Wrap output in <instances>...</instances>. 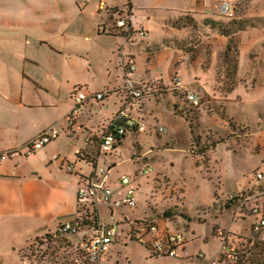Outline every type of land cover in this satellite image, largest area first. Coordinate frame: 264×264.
Masks as SVG:
<instances>
[{
    "label": "rangeland",
    "instance_id": "374dc122",
    "mask_svg": "<svg viewBox=\"0 0 264 264\" xmlns=\"http://www.w3.org/2000/svg\"><path fill=\"white\" fill-rule=\"evenodd\" d=\"M52 1L56 9L65 3ZM70 1L72 11H96L100 21L110 17L97 0ZM224 1L234 8L233 20L219 16ZM130 2L149 33L146 39L134 38L127 55L136 65L130 78L150 90L141 114L147 131L127 136L110 155L102 156L101 165L113 168V187L122 176L130 177L137 208L123 211L131 221H139L131 225L115 209L118 236L103 264H225L218 259L224 238L214 231L220 229L235 244L239 237L250 236L254 221L225 200L258 185L259 173L264 178V0ZM126 3L115 0L112 5ZM235 21L244 23L243 30L234 28L226 36ZM112 37L105 38L108 46L125 43L121 36ZM124 85L123 73L121 88ZM190 92L200 98L195 109L187 102ZM116 98H108L115 114L121 106ZM160 126L166 128L164 134L157 133ZM77 129L64 126L61 141L90 136L87 129ZM63 158L60 162L65 163ZM74 162L87 169L78 159ZM144 167L151 169L148 175L142 174ZM99 212L103 223L110 222L109 208L100 205ZM145 220L159 222L158 237L166 227L183 232L186 242L178 257H152L145 245L129 237L130 228ZM79 240L49 234L22 254L30 264H71Z\"/></svg>",
    "mask_w": 264,
    "mask_h": 264
},
{
    "label": "crops",
    "instance_id": "0c3cea01",
    "mask_svg": "<svg viewBox=\"0 0 264 264\" xmlns=\"http://www.w3.org/2000/svg\"><path fill=\"white\" fill-rule=\"evenodd\" d=\"M63 2L56 9L52 0H0V264H24L22 253L34 241L75 220L79 176L64 165L82 152L98 155L101 133L115 115L108 98L123 100L121 61L130 57L128 46L134 43L108 46L105 38L118 37L102 30L110 17L100 21L96 11H72L71 1ZM79 90L110 94L88 101L71 128L87 129L89 137L80 141L77 129L79 141H61ZM52 127L60 138L26 154V145ZM16 149L23 154L7 157ZM76 167L88 175L82 165ZM165 233L174 232L166 227Z\"/></svg>",
    "mask_w": 264,
    "mask_h": 264
},
{
    "label": "built area",
    "instance_id": "2783aa9c",
    "mask_svg": "<svg viewBox=\"0 0 264 264\" xmlns=\"http://www.w3.org/2000/svg\"><path fill=\"white\" fill-rule=\"evenodd\" d=\"M113 1L97 0L100 10L106 11L111 18V24L103 26L102 30L108 34L123 37L125 39L123 48L134 42V38L146 39L149 33L144 26L138 23L130 0H127V3L123 6L112 5ZM219 14L227 18H233L235 15L234 8L228 1H224L219 7ZM121 69L125 74V85L122 90L123 100L119 111L101 133L100 141L97 143L98 155L92 157L87 152L77 155L78 161L90 165L92 170L88 175H84L78 171L75 163L64 165L68 173L78 174L79 176L76 218L73 222L63 223L57 229L60 234L80 238L77 244L78 256L71 264H100L103 258L109 254L114 239L118 236L119 224L115 219V209L120 210L126 222L128 218L123 210L128 209L133 213L137 208L136 190L131 187L130 177L122 176L117 180L118 186L113 187L111 184V170L113 168H106L101 165L102 156L112 153L117 143L124 140V137L147 131L145 123L138 116H141L144 111L150 90L143 85L135 84L130 78V75L136 72L133 58L121 61ZM176 87H179V83ZM109 94V92H103L91 95L81 90L77 91L74 96V106L65 117L67 129L71 131V128L75 126L77 117L82 114L88 101H101ZM186 98L192 107L197 108L200 106V98L196 93H187ZM51 132H53V135H51ZM165 132V127L160 126L157 128V133L164 134ZM58 133V130L54 127L48 129L26 145V154L45 148L58 137ZM22 154L21 150L16 149L8 152L7 157H16ZM0 159H2V156H0ZM150 171L149 167H144L142 174L148 175ZM257 179L264 180L261 173L257 175ZM117 193L119 194L118 197ZM227 199L239 214L244 217L252 215L251 218L254 221L250 236L248 238L239 237L241 240L235 244L234 242L230 243L226 238V234L220 229L215 230V236L224 238L218 258L219 263L241 264L249 258H264V249L258 250L256 248L259 236L264 230V207L240 201L235 195L228 196ZM100 205L109 208L110 222L103 223L101 220ZM158 229L156 221L145 220L139 222L133 229L130 228L129 232L131 233L128 235L145 245L154 257H178L180 249L183 248L186 242L183 232L177 231L168 235L165 233L162 237H158ZM142 230L146 233H143ZM147 234L155 236L146 239ZM24 264H30V262L25 259Z\"/></svg>",
    "mask_w": 264,
    "mask_h": 264
},
{
    "label": "trees",
    "instance_id": "16d2710c",
    "mask_svg": "<svg viewBox=\"0 0 264 264\" xmlns=\"http://www.w3.org/2000/svg\"><path fill=\"white\" fill-rule=\"evenodd\" d=\"M219 16L223 17L225 19H228V20H233L234 19V17L233 18H227V17L221 16V15H219ZM243 25H244V23L241 22V21L240 22L239 21L233 22L231 24V26H230V29H229L230 31H228V32L225 31V35L226 36H230V32L234 28H236V30H238V31L239 30H243ZM192 108H194V107H192ZM192 125H193V123L190 122L191 131L194 134V129H193L194 127ZM134 135H137V134H134ZM125 138L126 137H124V139ZM120 143L121 142H118L117 144H120ZM115 148H116V146H115ZM256 180L258 182V185H256L255 187H250V189H245L243 192H241L239 194H236L235 196H236L237 199H240V201H244V202H247V203L249 202L250 205H259V206H263L264 207V180H259V179H256ZM227 198L225 200V203H226V205L227 204L229 205V200ZM88 216H90V215H88ZM251 216L252 215L248 216L247 218H251ZM245 220H246V218H245ZM145 224H147V223H145ZM214 233H215V231H214ZM55 235H56V237H58V236H70V235H67V234H60L58 231H56ZM259 237L260 238H259V241H258V243L256 245V248L258 250H263L264 249V230L261 232ZM77 256H78V251L76 249L75 257L71 260V263H72V261L74 259L77 258ZM24 257L26 259H28L26 256H24ZM241 264H264V258H262V257L249 258V259L245 260Z\"/></svg>",
    "mask_w": 264,
    "mask_h": 264
}]
</instances>
